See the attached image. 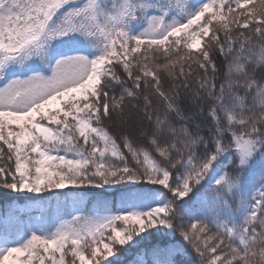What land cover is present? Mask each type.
Returning <instances> with one entry per match:
<instances>
[{"label":"snow or ice","instance_id":"6c2138e0","mask_svg":"<svg viewBox=\"0 0 264 264\" xmlns=\"http://www.w3.org/2000/svg\"><path fill=\"white\" fill-rule=\"evenodd\" d=\"M258 69L264 0H0V188L72 205L0 264H264Z\"/></svg>","mask_w":264,"mask_h":264},{"label":"trees","instance_id":"16d2710c","mask_svg":"<svg viewBox=\"0 0 264 264\" xmlns=\"http://www.w3.org/2000/svg\"><path fill=\"white\" fill-rule=\"evenodd\" d=\"M259 2V0H257ZM259 72H264V69H258ZM133 103H136L133 101ZM71 195L69 189L55 190ZM101 189H86L83 191L84 203L81 207L87 212L91 208L90 200L95 193L101 192ZM46 194L35 193H14L7 189L0 188V237L7 235L9 239H16L18 234L27 231L32 225L38 223H50L57 215L64 214L72 210V205L69 202L64 204L63 196L46 197L48 204L42 210H36L33 202L28 198L33 196H40ZM57 201L60 202L59 209L57 208ZM28 205L33 210L17 211L15 219L8 220V214L13 206ZM137 249H131L128 252L122 253L117 264H129L132 261ZM192 264H199V257L193 254Z\"/></svg>","mask_w":264,"mask_h":264}]
</instances>
